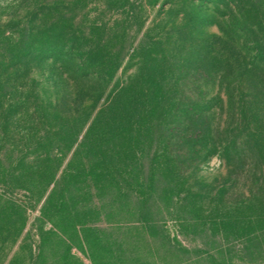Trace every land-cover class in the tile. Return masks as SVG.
<instances>
[{
    "label": "rangeland",
    "instance_id": "rangeland-1",
    "mask_svg": "<svg viewBox=\"0 0 264 264\" xmlns=\"http://www.w3.org/2000/svg\"><path fill=\"white\" fill-rule=\"evenodd\" d=\"M0 264H264V0H0Z\"/></svg>",
    "mask_w": 264,
    "mask_h": 264
},
{
    "label": "trees",
    "instance_id": "trees-1",
    "mask_svg": "<svg viewBox=\"0 0 264 264\" xmlns=\"http://www.w3.org/2000/svg\"><path fill=\"white\" fill-rule=\"evenodd\" d=\"M187 114H188V113H186V112L184 113L185 116H187ZM176 117H177V116H176ZM180 118H181V117H180ZM188 120H189L188 122H186V123L183 124V126L186 125V131H187V129H189V127H192V128H193V126L190 125V124H192V123H196L195 121H196L197 119L195 118V116H190V117L188 118ZM183 126H182V127H183ZM169 128H170V127H169ZM178 129H179V128H176V130H178ZM174 130H175L174 127L171 125L170 133L172 134V131H174ZM176 130H175V131H176ZM180 131H181V130H180ZM178 155H179V154H178ZM185 161H186V160H185ZM185 163H186V162H185ZM146 211H147V210H146ZM146 211L144 212L145 214H147ZM147 212L150 213L151 211L148 210ZM145 214H144V215H145ZM150 215H151V214H150Z\"/></svg>",
    "mask_w": 264,
    "mask_h": 264
}]
</instances>
